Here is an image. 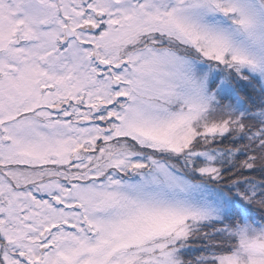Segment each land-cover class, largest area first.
Returning <instances> with one entry per match:
<instances>
[{
    "label": "snow or ice",
    "instance_id": "obj_1",
    "mask_svg": "<svg viewBox=\"0 0 264 264\" xmlns=\"http://www.w3.org/2000/svg\"><path fill=\"white\" fill-rule=\"evenodd\" d=\"M0 264H264V0H0Z\"/></svg>",
    "mask_w": 264,
    "mask_h": 264
}]
</instances>
